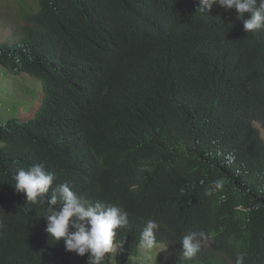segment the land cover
Returning <instances> with one entry per match:
<instances>
[{
  "label": "trees",
  "instance_id": "trees-1",
  "mask_svg": "<svg viewBox=\"0 0 264 264\" xmlns=\"http://www.w3.org/2000/svg\"><path fill=\"white\" fill-rule=\"evenodd\" d=\"M19 1L28 25L0 41V65L39 79L42 99L0 123V264L88 262L14 188L40 163L53 187L128 213L115 264H137L149 219L164 264H264V29L199 0ZM189 231L205 238L186 259Z\"/></svg>",
  "mask_w": 264,
  "mask_h": 264
},
{
  "label": "clouds",
  "instance_id": "clouds-1",
  "mask_svg": "<svg viewBox=\"0 0 264 264\" xmlns=\"http://www.w3.org/2000/svg\"><path fill=\"white\" fill-rule=\"evenodd\" d=\"M215 5L225 10L234 9L237 19L243 21L245 32L264 29V0H199L197 10L206 13ZM54 178V173L48 171L44 164H33L16 171L13 185L16 192L26 195L28 202L47 205L42 217L46 219L45 231L52 239L59 241L63 238L67 251L79 256L88 254L87 264H103L106 255L117 251L114 241L116 230L129 224L128 213L118 205L90 202L66 182L53 187ZM215 187H221L219 181L215 182ZM57 204L58 209L54 207ZM158 228L155 220L146 221L139 241L145 252H150L159 244L155 235ZM204 238L203 231H189L183 235L180 238L183 257L193 258ZM122 247L123 244L119 246ZM237 264H241L240 259Z\"/></svg>",
  "mask_w": 264,
  "mask_h": 264
},
{
  "label": "rangeland",
  "instance_id": "rangeland-1",
  "mask_svg": "<svg viewBox=\"0 0 264 264\" xmlns=\"http://www.w3.org/2000/svg\"><path fill=\"white\" fill-rule=\"evenodd\" d=\"M19 0H0V41L15 42L21 35L23 26L28 25L19 17ZM30 5L33 0H22ZM42 99V82L29 73H15L9 68L0 65V123L16 118L23 120L29 118L38 108ZM264 138V127L255 122ZM206 246L211 249L210 243ZM167 247L159 243L150 252H145L139 246L137 256L133 260L137 264H164ZM115 252L112 253V262L115 264Z\"/></svg>",
  "mask_w": 264,
  "mask_h": 264
}]
</instances>
